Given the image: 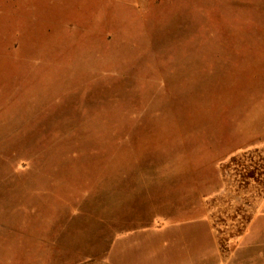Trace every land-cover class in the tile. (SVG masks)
<instances>
[{
    "label": "rangeland",
    "instance_id": "obj_1",
    "mask_svg": "<svg viewBox=\"0 0 264 264\" xmlns=\"http://www.w3.org/2000/svg\"><path fill=\"white\" fill-rule=\"evenodd\" d=\"M262 192L264 0H0V264Z\"/></svg>",
    "mask_w": 264,
    "mask_h": 264
},
{
    "label": "crops",
    "instance_id": "obj_2",
    "mask_svg": "<svg viewBox=\"0 0 264 264\" xmlns=\"http://www.w3.org/2000/svg\"><path fill=\"white\" fill-rule=\"evenodd\" d=\"M183 209L164 223L149 214L144 224L67 225L54 264H264V192L245 204L249 216L235 229L216 227L201 199Z\"/></svg>",
    "mask_w": 264,
    "mask_h": 264
},
{
    "label": "trees",
    "instance_id": "obj_3",
    "mask_svg": "<svg viewBox=\"0 0 264 264\" xmlns=\"http://www.w3.org/2000/svg\"><path fill=\"white\" fill-rule=\"evenodd\" d=\"M232 147L234 148V147H235V145H234V146H232ZM234 149H235V148H234ZM234 149H230V148H229V150H230V152H229V153H232ZM229 150H228V151H229ZM226 155H228V154H226ZM221 158H222V157H221ZM212 160H213V162H214V163H217V161H219V159H217V156H216V157H214V158H212ZM221 160H222V159H220V161H221Z\"/></svg>",
    "mask_w": 264,
    "mask_h": 264
}]
</instances>
